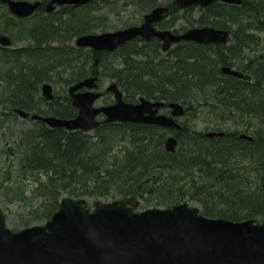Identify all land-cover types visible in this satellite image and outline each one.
I'll list each match as a JSON object with an SVG mask.
<instances>
[{"label":"trees","instance_id":"1","mask_svg":"<svg viewBox=\"0 0 264 264\" xmlns=\"http://www.w3.org/2000/svg\"><path fill=\"white\" fill-rule=\"evenodd\" d=\"M110 2L62 6L51 13L40 7L20 20L5 13L10 22L0 32L9 31L13 44L28 40L0 47V200L4 212L16 206L10 210L17 220L11 229L49 219L63 196L104 201L132 196L145 207L194 201L209 217L264 222V46L258 36L264 30V0L215 2L181 13L174 0L166 3L170 19L159 27L174 32L201 25L227 28L225 45L183 42L165 55L155 38H136L112 52L75 46L72 41L81 34L138 24L163 3L123 0L122 5L138 6L137 17L130 20L119 17L125 6L109 10L113 17L102 13ZM34 16L37 21L25 25L23 36L10 31L16 21L23 24ZM177 18L185 21L181 28H175ZM223 65L239 68L243 76L223 74ZM90 75L99 76V87L113 81L126 101L144 96L166 107L182 104L185 120L175 132V151L164 146L169 130L156 125L101 122L86 132L20 119L17 109L74 117L67 87ZM44 82L61 83L63 94L45 100ZM100 101L112 99L106 92ZM201 115L207 123L198 129ZM207 129L224 135L207 136Z\"/></svg>","mask_w":264,"mask_h":264},{"label":"water","instance_id":"2","mask_svg":"<svg viewBox=\"0 0 264 264\" xmlns=\"http://www.w3.org/2000/svg\"><path fill=\"white\" fill-rule=\"evenodd\" d=\"M92 0H48L47 12L60 5H81ZM107 1V0H99ZM178 8L206 7L214 1L239 4L241 0H174ZM9 13L22 18L31 15L41 0H0ZM169 13L167 6L158 5L144 14L138 25L115 30L86 33L75 39L78 47L112 51L135 37H157L166 51L179 41L223 44L229 32L209 25L193 26L182 33L171 29H157L155 23ZM0 44L8 46L11 39L0 35ZM225 74L241 77L242 72L229 66ZM99 77L93 75L72 84L68 94L77 114L72 118L42 116L17 109L23 118L38 119L51 127L91 131L103 122H131L155 124L179 129L176 118L184 114L178 102L168 104L170 115L157 113L165 103L141 96L135 102L124 100L122 91L111 82L106 90L113 102L94 105L103 94L96 91ZM85 88L84 90H82ZM42 95L51 100L52 85H41ZM207 136H223V131H212ZM241 138L253 140L247 133ZM176 136L166 137L164 146L174 152ZM86 197L63 196L58 209L42 224L12 230L0 208V264H264V222L255 219L231 220L209 217L197 205L188 201L169 207H150L136 210L140 199L117 197L111 201L96 199L92 206Z\"/></svg>","mask_w":264,"mask_h":264},{"label":"rangeland","instance_id":"3","mask_svg":"<svg viewBox=\"0 0 264 264\" xmlns=\"http://www.w3.org/2000/svg\"><path fill=\"white\" fill-rule=\"evenodd\" d=\"M30 1H33V0H30ZM109 1H112V2H110L109 6L106 5V6L102 7V9L100 10L102 13H103V12H104V13H107L110 17H113L112 12H110L109 10H111V11H112L113 9H117V10H119L120 7H124V6H125V8L121 10V12H120V16H119V17H121V18L123 17L124 19H125V18H129L130 20H133V19L135 20V18L137 17L136 12H137L138 6H134L133 3H131V4H126V5H122L123 0H109ZM156 1H157V2L167 3V2H169L170 0H156ZM111 8H112V9H111ZM181 12H182V11H179V12H176V13H181ZM5 13H8L9 16L14 17L13 15H11V14L9 13L8 6H7L6 4L0 2V30H5V27L3 26V24L7 25L8 22H10V21H9L10 18L7 17ZM38 16H39V15H38ZM38 16H34V17H31L30 19H26V20L23 22V24H20L18 21H16V24L13 25V27L10 29V31H17V30H18L19 32H21L20 35L23 36V35H24V32H25V29H24L25 25H26V24H29V23H32V22H34V21H37ZM192 16H196V12L192 13ZM123 18H122V19H123ZM169 19H170V17H168V20H169ZM177 19H178V18H177ZM19 20H20V19H19ZM184 25H185V21H184L182 18H179V19L176 21L175 28H177V27H178V28H181V26H184ZM122 27H124V26H122ZM7 31H8V30H7ZM2 34H6V35H8L10 39L12 38V35L9 33V31H8V33H7V32H0V35H2ZM258 36H260V40H261V41H260V44L264 46V30H262L261 33H260ZM11 40H12V44H11V45H8L9 48L17 47V46H22V45H24V44H26V43L28 42V40H26L25 38H22V39H20V40H16V41L14 42V44H13V38H12ZM0 47H3V46H1V44H0ZM161 54H162V55H165V53H163V52H161ZM2 59H3V53H2L1 50H0V60H2ZM0 62H1V61H0ZM227 66H229V65H227ZM229 67L234 68V69H237V70H239L240 72H242L239 68L232 67V66H229ZM227 75H228V74H227ZM90 76H91V75H90ZM242 76H243V72H242ZM242 76H241V77H242ZM241 77H238V78H241ZM111 82H112V81H111ZM48 83H50V84L52 85V95H53V97H54V95L59 97V96H61V95L63 94V92H62L63 87H62L61 83H52V82H48ZM109 83H110V82L105 81V82L101 85V88H100V89L104 90L105 87L107 86V84H109ZM40 90H41V88H40ZM108 95L111 97V99H113L111 93H108ZM101 102H102V101L99 100V101L97 102V105L102 104ZM204 117H205L204 115H201L200 117H197V118H196V120H197V121H196V128H198V129H203V128H204L205 123H207ZM20 118H21V117H20ZM183 120H185V117L183 118V116L178 118V122H179L180 126H181V122H182ZM162 128H165V129H168V130H169V132L166 134V137H168L169 135H172V134L175 135V132L178 131V130H180V128H179V129H174V128H170V127H162ZM1 131H2V128H0V133H1ZM212 131H223V130H212V129H209V130H208V129H207L206 131H204V133H205V135H206V133H208V132H212ZM166 137H165V139H166ZM85 199L87 200L89 206H92L93 201L96 200V199H92V198H85ZM100 200H101V199H100ZM103 201H104V200H103ZM109 201H110V200H109ZM188 202H189L190 204H192V205H197L194 201H188ZM3 205H4V203L1 202V200H0V208H3ZM197 206H198V205H197ZM150 207H156V206L145 207V206H144V202H143V200L140 199V202H139L138 206L136 207V210H143V209L150 208ZM157 207H161V206H157ZM7 208H8V209L5 210V212L7 213V216H6V223H7V225H8L10 228H13V227L15 226V223L17 222V220H16V217L13 215V213H10V212L13 211V210H15L16 206H15L14 204H12V205H8ZM10 210H11V211H10ZM5 212H4V213H5ZM44 221H45V220H43L42 222L33 223V224H31V225H34V224H42ZM14 228H15V227H14Z\"/></svg>","mask_w":264,"mask_h":264},{"label":"flooded vegetation","instance_id":"4","mask_svg":"<svg viewBox=\"0 0 264 264\" xmlns=\"http://www.w3.org/2000/svg\"><path fill=\"white\" fill-rule=\"evenodd\" d=\"M42 2V1H41ZM46 2H47V0L45 1V2H42L41 3V5L39 6V8L41 7V8H43V10H45V4H46ZM175 2V1H174ZM215 2H219V3H224V4H234V3H227V2H223V1H214V2H212V3H215ZM241 2H242V0H241ZM240 2V3H241ZM90 3V2H89ZM211 3V4H212ZM239 3V4H240ZM86 4H88V3H86ZM86 4H81V5H60V6H57L56 7V9L58 8V7H62V6H82V5H86ZM210 4V5H211ZM158 5H163V6H167L168 8H169V13H168V15L165 17V18H163L161 21H159V22H157V23H155V27L157 28V29H171L173 32H174V30H173V28H161V27H159V23L160 22H162V21H164V20H167L168 19V17H170V6L169 5H167L166 3H160V4H157V5H155L154 7H156V6H158ZM176 5V4H175ZM209 6V5H208ZM153 7V8H154ZM191 7H194V6H191ZM195 7H198L199 9H203V8H205V7H200V6H195ZM207 7V6H206ZM188 8H190V7H188ZM55 9V10H56ZM184 9H187V8H184ZM184 9H179L180 11H183ZM151 10V9H150ZM149 10V11H150ZM145 14V13H144ZM143 17H144V15H143ZM143 17H142V21H143ZM141 21V22H142ZM141 22L140 23H138V24H141ZM201 26H203V25H201ZM213 27V26H212ZM189 28V27H188ZM188 28H186V29H188ZM214 28H216V27H214ZM186 29H184V30H181V31H179V32H175V33H182L183 31H185ZM219 29H225V30H228L227 28H219ZM228 32H229V30H228ZM136 38H139V39H143V38H141V37H135L134 39H136ZM153 38H155V39H157L158 41H159V43H160V52H163V53H168L169 51H170V49L171 48H173L174 46H176V45H179V44H183V42H186V41H179V42H176V43H174V45H172V46H170V48H168L166 51H163L162 50V43H161V41L157 38V37H152V38H150V39H153ZM229 38H230V32H229V35H228V38H227V41L225 42V43H223V44H217V43H207V44H215V45H225V44H228V41H229ZM134 39H132V40H134ZM143 40H149V39H143ZM129 41H131V40H129ZM126 42H128V41H126ZM199 44H203V43H199ZM121 46V45H120ZM120 46H118L117 48H119ZM116 48V49H117ZM87 49H90V50H93L92 48H89V47H87ZM115 50V49H114ZM114 50H112V51H114ZM94 51H96V50H94ZM100 51H107V50H100ZM112 51H107V52H112ZM95 64H97L98 63V59L96 58L95 59V62H94ZM224 66H227V65H223L222 67H224ZM221 71H222V68H221ZM222 73L223 74H225L223 71H222ZM225 75H227V74H225ZM67 89H68V87H67ZM69 95V94H68ZM182 105V104H181ZM184 108V107H183ZM77 110V109H76ZM170 111H171V109L169 108V106H162V107H160L159 108V110H158V112L157 113H164V114H167V115H170ZM185 112V111H184ZM77 114V113H76ZM184 115V114H183ZM182 115V116H183ZM182 116H180V117H182ZM99 118H103V116H101V117H99ZM179 118V117H178ZM178 118H176V120L178 121ZM21 119V118H20ZM23 119V118H22Z\"/></svg>","mask_w":264,"mask_h":264}]
</instances>
